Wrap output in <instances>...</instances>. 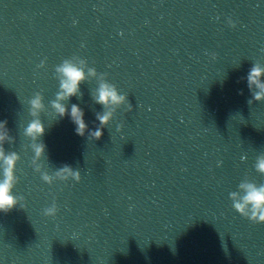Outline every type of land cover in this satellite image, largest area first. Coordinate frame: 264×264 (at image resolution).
<instances>
[{"label": "water", "instance_id": "95a60500", "mask_svg": "<svg viewBox=\"0 0 264 264\" xmlns=\"http://www.w3.org/2000/svg\"><path fill=\"white\" fill-rule=\"evenodd\" d=\"M106 0H0V144L15 154L13 194L19 205L0 212V264H113L109 230L105 135L80 136L54 102L78 104L89 133L103 128L97 103L104 85ZM71 64L85 73L80 94L58 101ZM39 99L37 109L33 101ZM43 123L42 137L27 131ZM5 129L0 127V134ZM46 145L42 154L37 148ZM70 165L79 179L61 173ZM8 165L0 158V181Z\"/></svg>", "mask_w": 264, "mask_h": 264}, {"label": "clouds", "instance_id": "9594fccd", "mask_svg": "<svg viewBox=\"0 0 264 264\" xmlns=\"http://www.w3.org/2000/svg\"><path fill=\"white\" fill-rule=\"evenodd\" d=\"M63 75L64 80L61 83L62 91L58 94V101L70 100L74 96L80 94V85L86 79L85 73L79 68L71 65L65 64L61 69H59ZM261 77H264V69L259 66H254L249 75L247 76V82L249 89L253 87L259 89V91L254 92L253 96L255 100H264V81ZM126 97L117 94L116 90L109 85H102L99 90V95L97 97V103L108 106L109 104H120L125 101ZM35 108L39 109L42 107L41 101L36 99L33 101ZM54 107L61 117H70L71 121L76 126L75 131L80 136L91 135L94 139L99 140L104 135L103 128H97L89 133V127L85 120V112L78 104H72L70 111L64 103L54 102ZM112 118V113L107 112L103 115H97V119L100 124L107 126ZM0 127L5 129L3 134H0V144L4 143L9 136L10 129L8 128V122H0ZM28 133L33 137H42L45 134V127L39 120L34 121L27 129ZM46 148V145L41 144L37 148V154H42ZM0 158H4L8 167L5 170V178L0 181V212L5 214L12 211L19 205L17 197L13 194L14 188V173L13 165L15 162V154L11 156H4V152L0 149ZM258 170L264 172V159H261L257 165ZM61 173H68L69 175L75 176L79 179V173L74 172L70 165H65L61 169ZM245 189V195L243 196V202H237L235 208L244 213L245 208L250 206L255 213H259L258 219L264 221V186L257 187L253 184L241 185ZM234 196L236 194H233ZM253 219H257L253 216Z\"/></svg>", "mask_w": 264, "mask_h": 264}]
</instances>
